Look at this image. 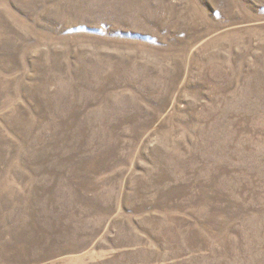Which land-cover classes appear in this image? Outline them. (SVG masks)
<instances>
[{
  "label": "rangeland",
  "instance_id": "obj_1",
  "mask_svg": "<svg viewBox=\"0 0 264 264\" xmlns=\"http://www.w3.org/2000/svg\"><path fill=\"white\" fill-rule=\"evenodd\" d=\"M0 264H264V0H0Z\"/></svg>",
  "mask_w": 264,
  "mask_h": 264
}]
</instances>
